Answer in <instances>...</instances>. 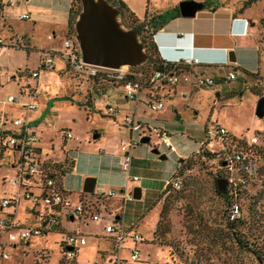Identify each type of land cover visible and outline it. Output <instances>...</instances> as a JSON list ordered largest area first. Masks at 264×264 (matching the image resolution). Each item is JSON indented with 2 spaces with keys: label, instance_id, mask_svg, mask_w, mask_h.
<instances>
[{
  "label": "rangeland",
  "instance_id": "374dc122",
  "mask_svg": "<svg viewBox=\"0 0 264 264\" xmlns=\"http://www.w3.org/2000/svg\"><path fill=\"white\" fill-rule=\"evenodd\" d=\"M35 1L36 4H43L46 0ZM122 1L137 15L145 13L146 8L159 9L164 4V0ZM223 1L235 6V12L241 7V0ZM30 2L31 0L28 1ZM60 2L66 4L56 1L58 4ZM263 7L264 0H253L248 7L260 17L256 22V41L263 56L260 61L262 69ZM6 12L8 18L0 12L1 41L8 42L10 36H24L29 42V47L22 46L21 37L18 46L6 47L7 50L0 53V111L33 121L42 106L43 109L46 107L48 111L44 113L45 118L36 127V132L41 136L40 143L43 147H46L50 139L54 142L53 147L56 145V148L52 154L50 151L48 154L55 158H59L58 147L61 145L58 130L62 128L71 132L73 137L63 148L73 159L74 168L61 176L62 188L70 191L69 200L75 201L81 192L85 177H94L85 174L97 172L98 179L106 175L104 169L107 168V162L98 158L96 146L100 144L104 146L105 152H110L114 149L113 145L118 146V139L125 140L129 137L128 128L119 123L120 116L125 112H135L138 118L144 121L142 134L150 137L151 147H155L158 154L151 152L150 146L137 142L130 153L131 162L127 172L129 178L135 175L137 180L127 181L124 173L118 169L119 181L127 182V192L131 193L133 187H139L140 197L130 199L121 208V200L115 197L119 196L123 185H102L103 190H112L116 195L109 196L113 199L109 205L110 212L120 216V223L124 228L131 226L132 230L142 237V241L137 242L140 247V259L132 264H255L251 256L237 247L227 229V206L217 193L215 184L221 170L227 175L226 168L219 166L225 153L214 138L213 128L222 127L228 133L244 139L245 146H249L245 154L253 161L254 173L249 177L245 188H241L239 195L240 217H245L246 220L249 204L254 202L256 209L264 210V115L261 118L254 115L257 97H264V73L257 72L254 79L247 78L239 87L233 88L234 95L231 96H228V90L221 88V85L192 87V91L187 90L183 94L161 96L163 107L152 110L144 106L147 97L143 90L139 91V99L143 103L125 100L120 86H102L100 81L84 79L63 71V65L56 54L52 55V61L47 68L38 69L37 78L31 77L30 72L37 70L38 51L42 52V57L50 56L51 51L57 53L54 49L60 48L63 36L54 29V37L51 36L48 13L43 10H39L36 15L30 13V20L15 18L18 11ZM123 20L125 22L124 18ZM60 29L63 30L64 27ZM143 69L146 71L145 66ZM230 85H233V80L223 86ZM250 90L256 91L259 96ZM27 92L32 94L34 99V110L26 111L15 103L6 101L8 95L26 101ZM107 106L116 109L114 119L104 116L103 112ZM35 123L36 120L30 122L31 125ZM159 130L167 132L174 151H168L163 145L158 136ZM94 132L100 134L99 139L92 140L91 135ZM142 134L134 131L131 136L138 141ZM252 138H256L255 144L250 142ZM159 154H163L164 158H159ZM11 158L9 149L0 153V202L2 198L9 197L17 190V186L11 183L16 177V168L10 165ZM173 173H176L180 180L179 188L164 192L156 202L164 179L170 178ZM231 174L233 182L238 183L237 179L241 173L233 169ZM225 187L226 183L223 188ZM98 188L96 185L94 191ZM163 202L169 206L168 232L163 237L158 233L153 236L152 230ZM29 207L28 201L21 200L15 207V217L21 223L26 222L25 225L37 224L38 220L33 217ZM1 211L12 210L2 207ZM99 214L111 217L102 207ZM76 222H69L64 216L60 217V223L65 229L76 228L85 237V244L78 248L76 264L102 262L103 258L98 254L103 252L107 255L111 248L101 237V224L98 220L90 218L79 225ZM240 229L242 232L246 231L245 228ZM150 237L153 248L149 246ZM59 238L57 232L47 231L29 237L26 240L27 245L24 244L25 241L18 243L3 239L9 253V258L3 261V264H57L61 257ZM118 252L120 256H125L124 250ZM125 264L131 263L127 261Z\"/></svg>",
  "mask_w": 264,
  "mask_h": 264
},
{
  "label": "crops",
  "instance_id": "0c3cea01",
  "mask_svg": "<svg viewBox=\"0 0 264 264\" xmlns=\"http://www.w3.org/2000/svg\"><path fill=\"white\" fill-rule=\"evenodd\" d=\"M28 1L29 0H15L14 5L8 7L5 5V0H0V12L3 13V16L5 18H8V15L6 12L7 10L11 12L18 11L19 13L17 15H19L20 13L26 12L28 13L29 18L25 20H30L31 18L30 13L32 14L35 13L36 15V13H39V10H43L44 12L48 13L47 14L48 20L51 24V29H52L51 36L54 37V34H55L54 30H56L59 32L60 35L63 36V39H64L66 37L67 13H68V7L70 4V0H59V1L65 2L66 4H62V2L58 4L56 3L57 0H46L45 3H43L44 6L43 4H36L35 0H31L30 3H28ZM179 1L181 0H164L163 2L164 4L161 5V8L159 9L152 8L150 10H147L146 8V12L141 15L135 14L128 8L138 20H142L143 18L147 19L148 17L152 15L161 14V13H169V15H171V17L167 18V20L163 22L160 26H157L154 29L153 34H152V40L156 46L157 52L163 60L175 61L177 59H182V60L188 59V60H191L192 62L196 60L197 62L193 63V69L195 71H201L203 74L207 76H225V72L227 69H229L228 71H233L236 78L241 77V72H240L241 70H245L247 72H252V73H257V72L260 74L264 73V69L261 68V63H260V61L263 60V56L261 55V51H259L258 43L256 41L257 36H258V29H257L256 22L260 17L256 16V14L252 13L248 9L249 5L244 8L242 7L243 2L245 0L240 1L241 7L238 8L236 12L233 9L235 6L225 3V1L223 0H195V1L202 2V9L195 12L193 17H181L178 14V12L177 14H175L174 9L175 8L177 9V3ZM17 15H15V18H17ZM35 18L36 17H33V19ZM60 20H62V22H59ZM7 24L9 25V23ZM62 27H64L63 30L60 29ZM21 37L23 40V45L22 43L21 45L24 46V48L25 47L28 48L29 42L26 40L24 36L15 37V38L10 36L8 37V42H5V43L2 42L4 44V47L1 49L0 53L7 50L6 47H16L17 44L15 41L17 39V41L20 43ZM49 37L50 36L48 35V38ZM61 46H62V42H61ZM61 46L59 49H54V50L59 52L61 50ZM229 51L233 52V61H229L227 59V53ZM41 57L42 56L40 55V50H39L38 58H37V70H36L37 76H38V69H40L39 66L42 64L43 57L42 58ZM60 62L63 65V62L61 59H60ZM111 86H118V85L111 84ZM120 88L122 89L121 86ZM187 90L192 91V86L190 84L180 83L177 86H175L173 89L169 90L168 92H166L165 90L163 92H158L159 97L158 96L157 97L161 99V96L163 95L166 97H170L172 95H175L176 93L183 94ZM35 92L33 94H35ZM122 93H123V98L125 100H129L124 97L123 89H122ZM143 93L148 98V94L145 91ZM31 95L32 94H29V92H27L26 101L18 100L19 103L16 104V106L26 111L34 110V109H27L26 107L23 106V104L28 101H34ZM8 96H11V95H8ZM147 98H145L146 103L144 104L146 108H148L146 105L148 101ZM140 100L141 99H139V93H138L136 101H132V100H129V101H132L134 103L135 102L143 103L142 100L141 101ZM43 107L44 106H42L41 110L37 112L38 113L37 117H35L36 123L34 125L30 124V122H35V120L33 119L34 116L30 118V120L33 119V121H29L28 118L22 117L20 115L19 116H17L16 114L8 115L5 111H2V112L0 111V126L3 124L5 120V125L3 126L4 128L16 129L15 127H12V125L10 124V121L14 118L20 117L22 118L25 132L28 135H34L36 138H38L37 146L39 148V155H38L39 161L49 160L51 162H59L63 159L64 154L66 155V157L72 159L71 157L68 156L67 154L68 151L63 148L64 145L67 144V141L73 137L71 136V138L64 139L61 136L62 131L67 130V129L61 128L58 130V137L60 138V144H61L58 147L60 150L59 158H55L54 156H50V154H48L49 151L52 154L53 153L52 151H54V149L56 148V145H55V148L53 147L54 142H51V139L48 140V144H46V147H43L41 145L40 143L41 136L40 134L36 132V127L45 118L44 113L46 112L47 108L45 107L43 109ZM162 107H163V104H162ZM103 114L104 116L111 117L114 119L117 114V111L114 114H109L105 110ZM125 115L132 116V126L138 125V127H140L141 129H144L143 128V124H145L144 121L140 120V118H138L135 112H132V113L125 112L120 116L121 121L119 123L123 124L124 127L128 128L129 136H131L132 132L138 131V129L136 130V129L130 128V125H128L125 122V118H124ZM38 129L39 131L41 130L40 126ZM96 134H97V137L95 138H93L91 135L92 140L99 139L100 134L99 133H96ZM131 138L135 140L134 137L131 136ZM125 140H128V138H126ZM135 144L136 143L131 144L129 153H131V151L134 150L133 148ZM113 147L114 149L112 148V151L105 152L106 150L104 149V146H101L100 144L96 146L95 152H98L96 153L98 154L97 155L98 158L104 159V161L107 162V168L104 169L106 170L105 171L106 175L98 179L97 172L85 174V175L94 176L93 177L94 178L93 189L90 193H84L81 191L77 195V198L75 199V201L70 200L71 206H74L81 199L91 200V201L97 200V197L103 196V194L109 191V190H103L102 185L104 184H111V185H116L120 187L121 185H123L122 188L119 190L120 193L122 192L129 193L127 192V182L124 181L122 183L119 181L118 169L121 170V166H120L121 152L119 149V139H118V146L113 145ZM16 158L17 156L15 154H12V158L10 159V165L13 167H15L13 162H15ZM130 162L131 161L129 160V163ZM73 168H74V161H73L72 169ZM167 179H169V177L164 179L162 186H161V191L164 188V184L167 181ZM82 184H83V181H82ZM96 185L99 188L98 190L94 191L96 188ZM62 189L65 190L64 188ZM139 192H140V188H139ZM81 193H84V194L81 195ZM115 198H117L118 200L120 199L119 196ZM112 202H113L112 198L110 199L109 197H105L103 199V205L102 206L99 205V209L101 207L104 208L107 211V213L111 215V217H108V215L102 216L99 214V218H98V223L101 224V232H100L101 237L104 238L105 241H107L111 249L107 253V255L103 254V252H100V254H98L100 258H103L102 262L100 263L93 262L92 264H125L127 261L132 264L134 262H137L138 259H140L139 257L140 247L137 244L142 241V237L139 236V240H136V241H134L131 238V235L136 232L132 230L131 226H127L126 228H124L120 223V219H121L120 216L118 217L116 213L110 212L109 205H111ZM125 202L127 201H123V202L120 201L121 208L125 204ZM28 209L33 215V217L36 218L37 208L32 207L30 205ZM13 214H14V218L18 221V219L15 217V210ZM87 219L88 218H85V219L78 218L77 215H73L70 213L66 217V220H68L69 222L76 220L77 221L76 223H78V225L82 221H87ZM18 223L22 226L36 225V224H31V223H30L31 225H25L24 223L26 222H22L23 223L22 224L20 221H18ZM108 223L113 224L115 232H106L104 230L105 225ZM48 231L57 232L58 235H62L65 232L73 231V232H78L80 235L84 237V235L80 231H78L76 228L65 229L61 223H59L58 227L49 229ZM118 231H122L123 233V237L120 241L116 239V234ZM85 242L86 241L84 237V243L76 245L75 257H74L75 261H77L78 248L80 246H83ZM148 242L150 243L149 246L153 248L154 245L151 243V237L149 238ZM24 244L27 245L28 241H25ZM132 248H136L138 250V256L134 261L130 260L129 258L130 251L132 250ZM121 250L125 251V256H120L118 254L119 253L118 251H121ZM118 260H122V261L118 262ZM3 261H2V264H3Z\"/></svg>",
  "mask_w": 264,
  "mask_h": 264
},
{
  "label": "built area",
  "instance_id": "2783aa9c",
  "mask_svg": "<svg viewBox=\"0 0 264 264\" xmlns=\"http://www.w3.org/2000/svg\"><path fill=\"white\" fill-rule=\"evenodd\" d=\"M14 3L15 0H5V5L8 7L14 5ZM28 18L29 15L26 12L17 15V19L19 20H25ZM15 42L16 44H19L17 39ZM3 47L4 44L0 39V51ZM56 54L58 55V58L62 60L64 67H66L69 72L75 75H79L84 79L104 78L114 85L121 86L126 99L136 101L139 91L144 90L149 95V100L147 101L146 105L152 110L160 109L163 104L161 99L158 98L159 91H156V93L151 91V89L155 88L156 85L177 86L180 83H186L195 88H204L211 87L214 84V79L212 77L199 73L189 74L184 71H175L172 69H162L147 73V71L136 69L137 67L107 68L86 63L81 60L77 44L73 39V35L66 36L62 40L61 50ZM51 57L52 55L44 56L42 59V64L39 66V68H47L52 61ZM179 60L182 59L169 62L178 63ZM182 61L184 64L197 62L196 60L192 62L188 59H183ZM30 76L34 78L37 77V71L30 72ZM226 78L234 79V72L228 71L226 73ZM6 101L15 104L19 103L18 99L14 96H8ZM23 106L27 109H34L35 103L34 101H28L24 103ZM106 111L109 114L116 113V110L110 106L106 108ZM124 118L125 122L130 125L131 129H138V131L142 133L144 129H141L138 127V125L132 126L131 115H125ZM10 124L16 129L12 128L11 130L13 131L11 133L4 135V142L9 148L15 149V151H12L11 153L17 156L15 162H13L16 168V177L11 181L12 184L17 186V190L9 197L2 198L0 202V264H2L3 260L8 259L9 257V253L6 249L3 239L6 241H16L18 243H22L31 236L39 235L43 232H47L49 229L58 227L60 223V217L64 216L66 218L69 213L77 215L78 218H90L92 220H98L100 212L99 205H103V199L105 197L115 195L113 191L109 190L103 194V196L97 197V200L95 201L81 199L74 206H71L68 195H65L64 193H61L57 190L54 179L51 176L40 174L37 175L38 173L36 167L38 162H40L39 157L34 159L33 157H29L28 154L32 148H38V138H36L34 135H28L25 132L22 118L17 117L12 119ZM2 125L0 126V134L5 130ZM213 130L215 135L227 133L224 128L218 126H214ZM61 136L65 139L71 138L72 135L68 130H63ZM158 136L168 151L174 150L169 136L165 131L159 130ZM137 142L138 141L132 139L131 136L128 137V140H122L121 138L119 139V149L121 152L120 166L121 171L124 173L125 179L127 181L137 180L136 176L129 178L127 174L130 160V146L132 143ZM250 142L255 144L256 138H252ZM224 167L227 170L226 180L229 183V187L231 185L233 189L235 188V183L233 182V177L231 174L233 169L241 173L237 180L243 188H245L249 177L254 173L253 161L250 156L245 153H230V155L225 158ZM166 186H169L172 189L179 188L180 180L175 173H173L172 176L167 179L164 184V187ZM119 198L122 202L128 201L132 199V195L131 193L122 192L119 194ZM21 200L28 201L32 207L37 208L36 218L38 223L36 225L22 226L14 218V214L11 217L9 216L12 214L11 211H1L2 207H7L9 204H15V206H17ZM239 214L240 211L238 204L236 202L231 203L228 208V218L233 219L238 217ZM104 230L106 232H115L112 223L106 224ZM122 237V231H118L116 234V239L120 241ZM131 238L134 241L139 240V235L133 233ZM58 242H60L61 245L65 247V259H72L74 264H76V261L74 260L76 245L83 244L84 237L78 232L72 231L60 235ZM137 256L138 250L136 248H132L129 255L130 260L134 261Z\"/></svg>",
  "mask_w": 264,
  "mask_h": 264
},
{
  "label": "trees",
  "instance_id": "16d2710c",
  "mask_svg": "<svg viewBox=\"0 0 264 264\" xmlns=\"http://www.w3.org/2000/svg\"><path fill=\"white\" fill-rule=\"evenodd\" d=\"M111 5L115 6L118 9L119 12V19L123 26L132 28L137 32L139 41L143 44V48L145 53L147 54V61L143 63L142 65L138 66L136 69L144 70L143 66H145L147 73H151L157 70L162 69H172L175 71H184L189 74H203L201 71H195L193 69V63L190 64H184L182 60H179L178 63L169 62L163 60L156 49V46L152 40V34L154 29L157 26H160L163 22L167 20V18H170L171 15L169 13H161L152 15L150 17L143 18L142 20H138L133 13L126 7L124 2L122 0H107ZM253 0H245L243 2L242 7H247ZM80 8V2L79 0H70V4L68 7V13H67V31L66 36H72V23L73 20L79 11ZM175 14H177V9H174ZM263 15H264V7H263ZM1 17V16H0ZM125 19V22L123 20ZM18 46V45H17ZM42 53V52H41ZM40 53V54H41ZM56 53L50 52V55H53ZM57 55V54H56ZM63 71L69 72L66 67L63 68ZM225 76H210L214 79V85H221V88H225L228 90V96L234 95L233 88L239 87L240 84L244 83L247 78L254 79L256 77V73L247 72L245 70H241V77H238L234 79H228ZM205 75V74H204ZM233 80V85L231 86H223L228 81ZM93 81H100L102 82L101 85H111L112 83L110 81H107L104 78H93ZM175 86L170 85H156L155 88L151 89L154 93L156 91L163 92L164 90L168 92L169 90L173 89ZM252 93H254L256 96H259V94L256 91L250 90ZM149 96V95H148ZM157 96V95H156ZM5 125V120L2 126ZM13 130L5 128L3 132L0 134V153L5 151L6 149H9L11 152L15 151L14 148H9L8 145L4 142V135L11 133ZM214 138L216 139L217 143L220 145L221 148H223V151L225 155L221 157L220 160V167H224L225 158L230 155V153L233 152H239V153H247V148L249 150V146L246 145V141L244 139L234 136L230 133H225L222 135H214ZM213 138V139H214ZM204 145V144H203ZM259 152V151H258ZM261 153V151L259 152ZM258 153V155H259ZM39 155L38 148H32L29 151L28 156L33 157L34 159H37ZM73 167V160L66 157L64 154L63 159L59 162H51L49 160L40 161L37 164V175H47L51 176L54 179L55 187L57 190L61 193H64L65 195L69 196V191L63 190L61 187V176L64 173L70 172ZM225 168V167H224ZM221 170V169H220ZM227 173V170H226ZM176 174V173H175ZM177 176V175H176ZM226 176L223 171L221 170L218 174V179L215 180L217 193L219 196L222 197V199L225 201V204L227 206V211L225 215V221L227 224V229L230 233L231 238L234 240L237 247L247 253L249 256L252 257L255 264H264V210H258L255 208L254 202L249 204L248 206V212H247V219L245 220V217H240V214L238 217H235L233 219L228 218V208L231 205V203L236 202L239 207L240 211V202H239V195L241 193V184L237 180L238 183H235V188L233 189L232 186L226 180ZM178 177V176H177ZM217 180H222L227 184V187L223 188V191H220L218 189ZM169 190H174L169 186H166L163 188V190L158 194L156 202L159 200V198L162 197L164 192H168ZM84 193H81L83 195ZM11 208L12 214L9 216H13L14 210H15V204H9L7 205V208ZM169 210V206L166 202H163L159 212H158V219L154 226V229L152 231L153 236L159 234L160 237H163L164 234L168 232V219H167V213ZM240 228H245L246 231L242 232ZM67 233V232H65ZM63 233V234H65ZM58 248L59 252L61 254V257L57 264H74V261L72 259L66 260L64 253H65V247L61 245L60 242H58ZM73 250V248H72ZM122 260H118V262H121Z\"/></svg>",
  "mask_w": 264,
  "mask_h": 264
},
{
  "label": "water",
  "instance_id": "95a60500",
  "mask_svg": "<svg viewBox=\"0 0 264 264\" xmlns=\"http://www.w3.org/2000/svg\"><path fill=\"white\" fill-rule=\"evenodd\" d=\"M79 2L80 9L73 20L72 29L81 60L107 68L138 67L147 61V54L138 39L137 32L122 25L115 6L107 0H79ZM201 9L200 1L181 0L177 3V12L181 17H193L195 12ZM227 59L233 61L232 51L227 53ZM254 115L258 118L264 115L263 96L257 97ZM92 137H97V134H92ZM138 143L150 146L151 152L158 154L157 149L151 147L150 137L147 134L140 135ZM158 157L164 158V155L159 154ZM216 183L218 189L223 191L225 182L217 180ZM93 185L94 178L85 177L81 191L90 193ZM131 193L132 198H139L138 187H134Z\"/></svg>",
  "mask_w": 264,
  "mask_h": 264
}]
</instances>
